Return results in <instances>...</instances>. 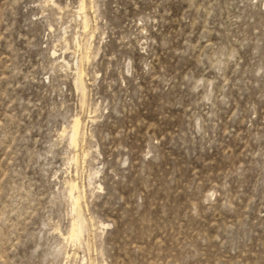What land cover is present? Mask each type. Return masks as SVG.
Masks as SVG:
<instances>
[{"label":"rangeland","instance_id":"rangeland-1","mask_svg":"<svg viewBox=\"0 0 264 264\" xmlns=\"http://www.w3.org/2000/svg\"><path fill=\"white\" fill-rule=\"evenodd\" d=\"M0 264H264V0H0Z\"/></svg>","mask_w":264,"mask_h":264},{"label":"bare ground","instance_id":"bare-ground-1","mask_svg":"<svg viewBox=\"0 0 264 264\" xmlns=\"http://www.w3.org/2000/svg\"><path fill=\"white\" fill-rule=\"evenodd\" d=\"M79 121H76L72 136L73 143H76L77 137L79 135ZM78 206V200H76V207ZM81 223L77 222V224L74 225L73 231H72V238H78L81 233Z\"/></svg>","mask_w":264,"mask_h":264}]
</instances>
